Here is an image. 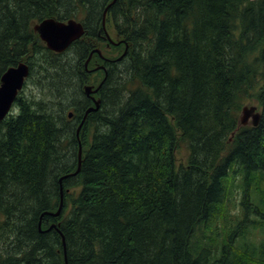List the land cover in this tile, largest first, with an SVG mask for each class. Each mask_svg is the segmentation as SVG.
I'll list each match as a JSON object with an SVG mask.
<instances>
[{
    "label": "trees",
    "instance_id": "1",
    "mask_svg": "<svg viewBox=\"0 0 264 264\" xmlns=\"http://www.w3.org/2000/svg\"><path fill=\"white\" fill-rule=\"evenodd\" d=\"M112 1L0 0V81L31 68L0 122V264H264V0H116L108 48ZM46 18L86 33L56 53ZM96 48L108 76L71 175ZM55 87L84 104H50ZM251 99L262 119L240 127Z\"/></svg>",
    "mask_w": 264,
    "mask_h": 264
},
{
    "label": "water",
    "instance_id": "2",
    "mask_svg": "<svg viewBox=\"0 0 264 264\" xmlns=\"http://www.w3.org/2000/svg\"><path fill=\"white\" fill-rule=\"evenodd\" d=\"M116 2L113 0L106 8L104 12V20L103 27L106 29V15L108 9ZM34 30L39 33L41 39L46 43L47 47L55 52L62 53L65 52L75 41L81 39L85 35V26L82 22H79L75 19H71L69 21H59L54 18H48L43 20L40 23L35 21L32 22ZM110 43L119 44L120 42H115L109 36L108 32H106ZM97 52L102 56V51L100 49L94 50L90 58L86 62V66H88L93 54ZM104 68L103 66H98L96 69ZM30 75V66L21 62L17 66L10 67L2 76L1 84H0V122L3 121L11 112L12 107L17 100L19 92L23 89L27 78ZM103 83H101L102 85ZM100 85V86H101ZM99 88L94 89V86H86L85 92L88 96H90L93 92H97ZM100 108V100H95V106L90 107L81 124L78 127L77 135L80 137V132L83 128V125L91 112L98 111ZM72 117V114H70ZM253 118L251 121L250 118ZM262 119L261 112H258V108L256 106L244 107L241 116V125H249L257 126ZM82 146L80 145L79 150V166L77 171L74 174L76 175L81 170L82 165ZM63 180V178L61 179ZM64 199L63 195L61 198V204L57 212L54 213L55 216H60L63 208ZM56 227V225H52L51 228ZM48 228L47 230H50ZM40 229L42 230V224L40 223ZM64 247L66 246V241L64 235H62Z\"/></svg>",
    "mask_w": 264,
    "mask_h": 264
},
{
    "label": "rangeland",
    "instance_id": "3",
    "mask_svg": "<svg viewBox=\"0 0 264 264\" xmlns=\"http://www.w3.org/2000/svg\"><path fill=\"white\" fill-rule=\"evenodd\" d=\"M33 87L29 88V90H32ZM40 92V88H37ZM54 89L55 90V98L56 101H52V102H49L51 104H83V100L84 98L81 97L82 95H80L78 93V91H76L77 94V97L74 98V95H72L70 98L67 99V96L63 93V91L65 90L64 88H60V87H55ZM58 89V90H57ZM64 95V96H63ZM60 100V101H59ZM251 106H256L258 108V112H261V107L259 106V103L257 102L256 99H251L250 102L248 104H246L245 107H251ZM74 111V110H73ZM71 112V111H70ZM250 120L252 121L253 118L251 117ZM186 155H187V150L185 148H181L178 152V158L179 160H185L186 159ZM258 200V199H256ZM264 236V234L262 235ZM259 240H260V237H258Z\"/></svg>",
    "mask_w": 264,
    "mask_h": 264
},
{
    "label": "bare ground",
    "instance_id": "4",
    "mask_svg": "<svg viewBox=\"0 0 264 264\" xmlns=\"http://www.w3.org/2000/svg\"><path fill=\"white\" fill-rule=\"evenodd\" d=\"M111 1V0H110ZM66 2V1H65ZM84 2V1H83ZM88 2V1H87ZM85 3V2H84ZM107 3V2H106ZM109 4V3H108ZM61 5V4H60ZM71 6V5H70ZM111 9V8H110ZM50 10V9H49ZM56 10V9H55ZM106 10V9H105ZM103 12V11H102ZM105 12V11H104ZM48 14V13H47ZM97 14V13H96ZM184 14V13H183ZM107 15H108V13H107ZM107 15H106V17H107ZM71 16V15H70ZM103 20H104V14H103ZM127 20V19H126ZM101 21V20H100ZM89 25V24H88ZM100 25V24H99ZM102 26H103V21H102ZM97 27H98V25H97ZM25 28H27V27H25ZM91 28V27H90ZM103 29H104V27H103ZM140 29V28H139ZM1 30V29H0ZM105 31H106V29H104ZM158 34V33H157ZM147 38V37H146ZM185 39V38H184ZM90 41V40H89ZM185 43H187V42H185ZM170 48V47H169ZM170 52V51H169ZM11 58H12V56H11ZM9 60V59H8ZM8 60H7V62H8ZM51 61V60H50ZM27 62V61H26ZM52 62V61H51ZM83 64V63H82ZM5 66V65H4ZM13 67V66H12ZM150 67V66H149ZM135 71V70H134ZM86 72V71H85ZM31 74V73H30ZM85 74V73H84ZM1 76V75H0ZM81 76V75H80ZM85 77V76H84ZM85 79H86V77H85ZM234 86V85H233ZM82 88V87H81ZM85 88V87H84ZM172 90V89H171ZM56 101V100H55ZM54 101V102H55ZM60 101V100H59ZM103 102V101H102ZM17 104V103H16ZM51 104V103H50ZM103 104V103H102ZM82 107H85V105L84 106H82ZM45 108V107H44ZM45 113H46V111H45ZM70 114H74V112L73 111H71L70 113H69V117H70ZM45 117H46V115H45ZM41 119V118H40ZM36 120V119H35ZM30 121V120H29ZM78 121V120H77ZM42 123V122H41ZM35 124V123H34ZM39 124V123H38ZM26 125V124H25ZM32 130V129H31ZM36 130V129H35ZM76 130H77V128H76ZM77 132V131H76ZM45 133V132H44ZM18 134V133H17ZM49 134V133H48ZM52 134V133H51ZM4 135V134H3ZM28 135V134H27ZM46 136V135H45ZM101 136V135H100ZM22 139V138H21ZM24 139V138H23ZM29 140V139H28ZM31 140V139H30ZM33 140V139H32ZM77 140H78V138H77ZM15 142V141H14ZM75 142V141H74ZM1 144V143H0ZM26 144V143H25ZM24 144V145H25ZM33 144V143H32ZM78 144V143H77ZM14 145V144H13ZM39 147V146H38ZM1 148V147H0ZM24 149V148H23ZM7 150V149H6ZM32 150V149H31ZM21 151V150H20ZM15 152V151H14ZM26 152V151H25ZM4 154V153H3ZM24 154V153H23ZM27 154V153H26ZM4 156V155H3ZM17 156V155H16ZM8 157V156H7ZM18 157V156H17ZM28 157H29V155H28ZM13 158V157H12ZM20 158V157H19ZM30 158V157H29ZM33 159V158H32ZM17 160V159H16ZM12 161V160H11ZM26 161V160H25ZM2 163V162H1ZM9 163V162H8ZM47 163V162H46ZM6 166V165H5ZM12 166V165H11ZM2 168V167H1ZM3 168H4V166H3ZM6 169V168H5ZM169 172V171H168ZM2 173V172H1ZM3 175V174H2ZM5 175V174H4ZM7 175V174H6ZM172 176V175H171ZM111 177V176H110ZM0 178H1V176H0ZM4 178V177H3ZM62 179V178H61ZM60 179V181L62 182L63 180H61ZM74 179V178H73ZM114 179V178H113ZM168 179V178H167ZM74 181V180H73ZM99 181V180H98ZM108 181H109V179H108ZM104 182V181H103ZM68 183V182H67ZM96 183V182H95ZM106 183V182H105ZM74 184V183H73ZM75 185V184H74ZM106 186V185H105ZM62 195H63V189H62V191H61V198H62ZM88 202V201H87ZM34 207V206H33ZM32 208V207H31ZM35 209V208H34ZM25 210V209H24ZM54 213L55 212H48L47 214H52L53 216H55L54 215ZM55 217H57V216H55ZM142 218V217H141ZM11 223V222H10ZM83 227V226H82ZM25 230V229H24ZM64 232V231H63ZM85 232V231H84ZM4 233V232H3ZM74 233V232H73ZM82 233H83V231H82ZM61 235V234H60ZM79 236V235H78ZM93 236V235H92ZM18 239V238H17ZM32 239V238H31ZM60 239V238H59ZM7 240V239H6ZM16 240V239H15ZM72 241V240H71ZM90 241V240H89ZM20 243V242H19ZM82 243V242H81ZM35 244V243H34ZM72 245V244H71ZM17 246V245H16ZM18 246H19V244H18ZM29 246V245H28ZM75 246H76V244H75ZM78 246V245H77ZM92 246V245H91ZM95 246V245H94ZM70 247V246H69ZM93 247V246H92ZM67 248V247H66ZM33 249V248H32ZM82 249H83V247H82ZM86 250V249H85ZM4 252V251H3ZM87 252V251H86ZM29 253V252H28ZM71 253H72V251H71ZM76 253V252H75ZM91 253V252H90ZM226 253V252H225ZM32 254V253H31ZM74 254V253H73ZM88 254H89V252H88ZM81 255V254H80ZM84 255H86V254H84ZM97 255V254H96ZM27 257H28V255H27ZM82 257V256H81ZM13 258H14V256H13ZM17 258H19V257H17ZM74 258V257H73ZM100 258V257H99ZM103 258V257H102ZM5 259V258H4ZM15 259V258H14ZM108 259V258H107ZM24 260V259H23ZM105 260V259H104ZM13 261V260H12ZM18 261V260H17ZM21 261V260H20ZM242 261V260H241ZM9 262V261H8ZM46 262V261H45ZM57 262V261H56ZM77 262V261H76ZM247 262V261H246ZM10 263V262H9ZM238 263V262H237ZM11 264V263H10ZM31 264V263H30ZM67 264H68V262H67ZM239 264V263H238Z\"/></svg>",
    "mask_w": 264,
    "mask_h": 264
},
{
    "label": "flooded vegetation",
    "instance_id": "5",
    "mask_svg": "<svg viewBox=\"0 0 264 264\" xmlns=\"http://www.w3.org/2000/svg\"><path fill=\"white\" fill-rule=\"evenodd\" d=\"M99 36H101V32H99ZM107 39V38H106ZM108 40V39H107ZM108 43H109V40H108ZM107 57V56H106ZM110 59V58H109ZM109 59H107V61L109 60ZM110 61V60H109ZM96 66L95 67H97V66H103L104 68H105V70H106V72L108 73V71H107V67H105L103 64H100V63H98V62H96V64H95ZM93 68V67H92ZM92 68L91 67H89V65L88 66H86V64H85V69H86V71H88V72H91V70H92ZM99 69H102V70H104L103 68H99ZM93 71V70H92ZM103 81V80H102ZM101 81V82H102ZM105 81V80H104ZM104 81H103V83H104ZM100 82V83H101ZM93 85V84H92ZM102 86V85H101ZM85 87V86H84ZM95 88H97L96 86L94 87V89ZM85 89V88H84ZM100 94V92H99V89H98V91L97 92H93L90 96H88L87 94H86V92H85V98L87 99V100H89V103H92V104H95V100H98V99H101V96H99V94ZM98 94V95H97ZM84 102H85V99L83 100V104H84ZM74 112V111H73ZM75 113V112H74ZM71 119H74V117H72Z\"/></svg>",
    "mask_w": 264,
    "mask_h": 264
}]
</instances>
